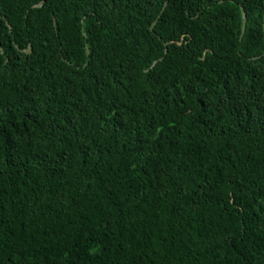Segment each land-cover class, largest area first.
I'll list each match as a JSON object with an SVG mask.
<instances>
[{
    "label": "trees",
    "instance_id": "trees-1",
    "mask_svg": "<svg viewBox=\"0 0 264 264\" xmlns=\"http://www.w3.org/2000/svg\"><path fill=\"white\" fill-rule=\"evenodd\" d=\"M0 42V264H264V0H0Z\"/></svg>",
    "mask_w": 264,
    "mask_h": 264
},
{
    "label": "water",
    "instance_id": "water-1",
    "mask_svg": "<svg viewBox=\"0 0 264 264\" xmlns=\"http://www.w3.org/2000/svg\"><path fill=\"white\" fill-rule=\"evenodd\" d=\"M168 2H166L161 10V13H160V16L161 14L164 12V9L166 7ZM43 4V2H40V3H37L35 6H41ZM242 15H243V32H245L246 30V25H247V14H246V11L244 9V7H242ZM156 22L157 20H155L152 25H151V30L154 31V27L156 25ZM54 24L57 26V21H56V18L54 17ZM9 26L11 27V25L9 24ZM0 48L2 49V45H1V42H0ZM31 51V46L29 49H25L24 52L26 53H29ZM87 51L89 52V48L87 47ZM158 62V60H155L152 64V66H154L156 63Z\"/></svg>",
    "mask_w": 264,
    "mask_h": 264
}]
</instances>
